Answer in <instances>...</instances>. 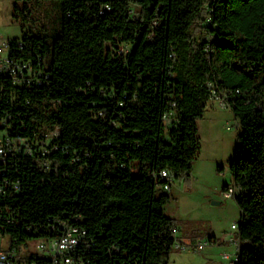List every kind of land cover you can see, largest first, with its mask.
I'll use <instances>...</instances> for the list:
<instances>
[{"label": "trees", "instance_id": "obj_1", "mask_svg": "<svg viewBox=\"0 0 264 264\" xmlns=\"http://www.w3.org/2000/svg\"><path fill=\"white\" fill-rule=\"evenodd\" d=\"M12 1L15 21L43 1L58 16L52 32L9 41L39 82L0 74V118L32 148L7 168L18 188L0 194L1 236L19 247L65 221L86 232L74 251L83 264H168L177 225L151 174H190L213 90L239 125L233 264H264V0Z\"/></svg>", "mask_w": 264, "mask_h": 264}, {"label": "rangeland", "instance_id": "obj_2", "mask_svg": "<svg viewBox=\"0 0 264 264\" xmlns=\"http://www.w3.org/2000/svg\"><path fill=\"white\" fill-rule=\"evenodd\" d=\"M12 3L0 0V35L20 38L30 29L53 31L58 16L54 3H30L27 23L12 18ZM17 6L22 8L21 2ZM128 49L122 45L119 52ZM238 131V121L230 108L211 99L203 117L197 120L200 149L190 174L174 179L167 191L170 198L162 206L163 213L176 223L178 237L187 243L207 244L197 252L173 247L168 264H233L237 230L231 225L238 222L240 210L234 199L238 191L233 186L229 163ZM228 188H233V194H227ZM6 242L7 237L0 238L2 245Z\"/></svg>", "mask_w": 264, "mask_h": 264}, {"label": "built area", "instance_id": "obj_3", "mask_svg": "<svg viewBox=\"0 0 264 264\" xmlns=\"http://www.w3.org/2000/svg\"><path fill=\"white\" fill-rule=\"evenodd\" d=\"M10 38L0 35V74L9 77L13 84H28L31 81L39 82L38 73L31 67L29 62L14 59L9 56ZM211 99L219 100L221 107H229L225 96L218 95L212 90ZM165 117V115H164ZM7 118H0V194L5 188L16 190L18 183L12 178L6 176L7 168L11 166L12 161L19 154L32 153L26 138L10 136L8 132ZM49 136H58V130H53ZM37 150L43 153L48 145L47 141L39 140L36 143ZM54 147L51 149V151ZM152 178H160L164 181L162 188L168 191L174 182V175L171 171L164 169L158 173H152ZM227 194H233V188H228ZM57 234L50 238H41L35 240L34 247L31 245L33 240L27 241L22 246L11 245L7 236L5 245L0 243V264H83L80 259L74 256V251L84 242L86 232L83 228L71 225L65 221H57ZM237 230V224L231 225ZM53 228V227H52ZM177 228L173 229L174 244L173 247L181 250L197 252L201 250L207 242H191L187 243L177 236ZM236 245V255L238 252L239 241L234 239ZM33 255L34 259H25L27 256Z\"/></svg>", "mask_w": 264, "mask_h": 264}, {"label": "crops", "instance_id": "obj_4", "mask_svg": "<svg viewBox=\"0 0 264 264\" xmlns=\"http://www.w3.org/2000/svg\"><path fill=\"white\" fill-rule=\"evenodd\" d=\"M6 38H8V37H6Z\"/></svg>", "mask_w": 264, "mask_h": 264}]
</instances>
